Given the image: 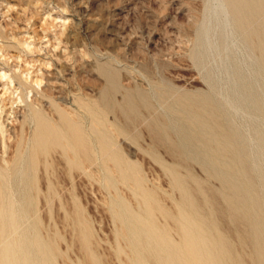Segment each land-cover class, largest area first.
Returning <instances> with one entry per match:
<instances>
[{
  "label": "rangeland",
  "instance_id": "1",
  "mask_svg": "<svg viewBox=\"0 0 264 264\" xmlns=\"http://www.w3.org/2000/svg\"><path fill=\"white\" fill-rule=\"evenodd\" d=\"M219 4V0H0V125L8 130L10 161L4 166L19 163L20 152L29 146L36 163L33 196L41 233L55 248L57 264H91L89 255L101 264H126L130 250L111 203L121 202L139 212L145 194L154 200L159 227L185 244L183 192L175 186L169 167L186 180L198 207L213 214L235 250L250 253V246L240 239L241 226L230 220L219 195L218 166L168 148V142L200 144L191 128L175 129L179 112L175 100L185 96L198 106L212 87L237 100L234 72H241L253 88L242 92L255 96L258 105L239 112L227 106L225 113L239 130L249 165L255 169L252 176H262L256 183L261 194L264 191V151L252 141L257 132L264 136V69L257 67L256 56L245 49L243 39L232 35ZM260 15L264 17V5ZM223 96L217 93L215 99ZM161 100L163 109L157 107ZM85 108L95 114L94 125L82 115ZM31 110L35 122L28 119ZM74 116L81 121L80 128L69 129ZM92 128L103 130L109 139L102 164L111 176L92 164ZM46 129L68 137L72 147L67 155L53 143H28ZM157 129L165 142L156 137ZM2 141L1 136L0 153ZM114 150L122 157L120 167Z\"/></svg>",
  "mask_w": 264,
  "mask_h": 264
},
{
  "label": "bare ground",
  "instance_id": "2",
  "mask_svg": "<svg viewBox=\"0 0 264 264\" xmlns=\"http://www.w3.org/2000/svg\"><path fill=\"white\" fill-rule=\"evenodd\" d=\"M219 1V10L224 14L232 35L241 37L240 40L243 39L245 49L256 56L257 67L264 69V17L260 15V9L264 5L263 0ZM195 57L199 59V56ZM234 76L237 77V82L234 83L239 94L237 100L223 96L221 91L213 87L206 95L203 94L206 101L199 103L198 106L185 96L175 100L174 105L179 109L175 129L181 127L182 132H188L191 128L195 135L198 134L200 144L194 140L192 142L191 138H188L189 135L184 134L190 142L186 140L180 145L168 142V148L176 152H184L187 157H195L218 166L215 172L221 175L218 177L222 182L219 195L230 220L241 226L239 236L243 243L250 246V253L242 255L235 250L234 245L220 230L213 214L206 215L198 207L186 180L178 176L177 169L169 167L167 171L174 175L175 186L183 192L181 206L185 209L186 223L182 228L186 242L178 243L159 227L154 220V200L152 201L151 196L146 194L143 196L142 210L139 212H132L121 202H112V215L116 221L123 224L122 237L127 241L130 250L126 264H264V191L261 194L256 183V177L262 180V176H252L255 169L250 167L247 160L244 140L225 113L227 106L237 112L249 107L252 109L258 105V100L255 96L247 97L242 92V89L252 88L246 77L238 71L234 72ZM217 93L223 96L222 100L215 99ZM157 105L159 109L165 108L163 100ZM84 112L85 114H81L87 116L86 120H90L94 125L95 114L88 108H85ZM77 116H80V112ZM28 119L30 122L36 121L33 110L30 111ZM73 119L75 120L73 123H68L69 129L71 125L80 128L81 121L75 119V116ZM7 132L5 126L1 124L0 133L4 150L0 153V264H57L55 248L48 238L42 236L38 208L33 196L35 187L32 174L35 170V160L27 146L23 152H20L19 163L14 165L12 161L13 164L9 167L4 166L10 164L6 157ZM162 134L158 129L155 132L156 137L165 142ZM89 137L95 149L92 164L100 166L104 176H111L106 173V168L102 164L104 154L102 152L106 149L105 146L109 145V139L103 130L95 131L93 128ZM29 141L30 145L32 141L35 145L44 142L53 143L60 146L65 155L72 147L68 137L62 136L57 129L43 130L40 135L36 134ZM252 141L264 151V136L260 132L256 133ZM113 157L117 165H121L122 157L119 151L114 150ZM80 169L83 173L87 172L84 166H80ZM120 172L125 173L123 169ZM196 186L198 191L203 193V186L199 183ZM203 198L206 202V198ZM88 259L91 264H101L94 255H89Z\"/></svg>",
  "mask_w": 264,
  "mask_h": 264
}]
</instances>
